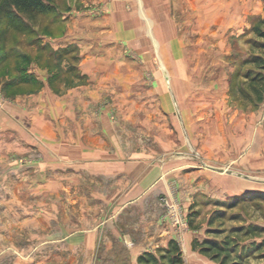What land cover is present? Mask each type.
<instances>
[{"label":"rangeland","instance_id":"1","mask_svg":"<svg viewBox=\"0 0 264 264\" xmlns=\"http://www.w3.org/2000/svg\"><path fill=\"white\" fill-rule=\"evenodd\" d=\"M42 1L0 0V264H264V0Z\"/></svg>","mask_w":264,"mask_h":264},{"label":"trees","instance_id":"2","mask_svg":"<svg viewBox=\"0 0 264 264\" xmlns=\"http://www.w3.org/2000/svg\"><path fill=\"white\" fill-rule=\"evenodd\" d=\"M8 2L17 11L26 15L41 13L50 9L42 0H8ZM259 34L264 36V32L260 31ZM260 59L261 58L257 56L252 58L253 61H259ZM260 67L264 69V64H260ZM261 79L262 77L259 76L255 77L253 80L260 82ZM259 95L261 96V91H259ZM223 243L224 244H219L215 240L206 239L202 243H199L200 251L208 255L211 259L218 260L221 264H225V260L228 257V252L226 251H229L232 246H230L231 244L228 240H225ZM137 264H183V259L181 251L175 241L170 240L168 242V247L162 248V250L160 249L158 255L151 251L141 252L137 257Z\"/></svg>","mask_w":264,"mask_h":264},{"label":"crops","instance_id":"3","mask_svg":"<svg viewBox=\"0 0 264 264\" xmlns=\"http://www.w3.org/2000/svg\"><path fill=\"white\" fill-rule=\"evenodd\" d=\"M41 120H45V119L41 118ZM39 123H41V125H44V126L47 124L50 125L49 123H47L45 121H39ZM91 144L92 143H89V145H91ZM93 144H95V142ZM60 145H61V148L58 149V153H57L58 157H63L64 160L73 161L74 167H76L79 170V174L84 173L85 170L87 169V167H89V168L96 167L94 163L97 161L98 155H97L95 149L92 151L91 147L87 148V146H86L87 144H84V142L79 143V141L74 140L73 136L69 135L68 137H65V139L63 141H60L58 143V146H60ZM157 212H158V210H157ZM74 216L77 220H79V221L81 220L82 215L80 212L77 215L75 214ZM91 216H93V215H91ZM115 222H120L119 218H116ZM43 223L45 225L46 222H43ZM38 224H41V223H38ZM143 225H145V224H143ZM116 226H119V225H116ZM46 227H47L46 233L48 235H50V234L53 235L54 232L52 229H50L52 227H50L49 222L46 223ZM49 229H50V231H49ZM89 230H90V233L93 235V238H94L95 235L97 234L96 231L91 229V228ZM44 231H46V230H44Z\"/></svg>","mask_w":264,"mask_h":264}]
</instances>
